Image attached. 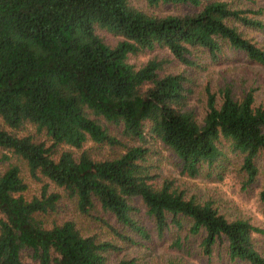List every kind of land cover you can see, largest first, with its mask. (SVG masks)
<instances>
[{
    "label": "trees",
    "instance_id": "16d2710c",
    "mask_svg": "<svg viewBox=\"0 0 264 264\" xmlns=\"http://www.w3.org/2000/svg\"><path fill=\"white\" fill-rule=\"evenodd\" d=\"M160 4L189 11L153 12ZM261 12L241 0H0V264H133V257L114 259L121 246L84 232L62 206L101 209L118 226L98 219L132 244L133 233L149 236L133 215L136 197L158 233L187 222L203 254L224 243L230 259L264 264L254 242L264 228L228 218L174 178L157 179L150 162L157 145L166 146L194 177L204 164L222 167L227 145L241 156L245 182L256 180L264 155L257 88L227 80L217 92L206 86L198 118L187 71L164 72L168 61L157 57L129 59L162 48L186 70H199L201 53L217 64L228 49L264 67V49L245 32L264 29L254 16ZM102 33L118 39L109 44ZM113 148L121 151L109 154ZM12 156L42 183L37 194H26ZM259 200L264 206V187Z\"/></svg>",
    "mask_w": 264,
    "mask_h": 264
},
{
    "label": "rangeland",
    "instance_id": "374dc122",
    "mask_svg": "<svg viewBox=\"0 0 264 264\" xmlns=\"http://www.w3.org/2000/svg\"><path fill=\"white\" fill-rule=\"evenodd\" d=\"M243 7L262 10L258 15H254L264 25V0H241ZM136 5L147 8L142 2ZM153 12L159 14H178L186 13L188 8L173 4H160L152 8ZM245 32L257 41V44L264 49V29H246ZM105 35L109 44L116 42L118 38ZM151 57L166 59L168 62L163 65L164 72H184L187 71L194 80L192 87L193 93L190 96L189 106L196 116L200 118L206 108L205 88L209 86L213 92H217L224 80L234 81L239 85H253L257 88L255 92L256 105L264 104V67L248 61L240 52H232L226 49V54L222 61L217 64L207 63V58L203 53L199 56V62L203 63L199 70L185 69L181 64L172 59L165 49L156 48L151 51L137 52L129 57L135 64H141ZM218 96V95H217ZM227 158L220 161L222 167L208 168L204 164L200 168V173L194 177L181 172L180 160L166 146L157 145V155L150 160L153 171L157 173V179L164 177L174 178L181 188L188 195H196L200 199H210L217 209L228 218H246L254 225L264 228V206L259 200V192L264 187V155L257 158L259 168L256 180L251 183L245 182V173L241 169V156L231 151L227 145L224 146ZM118 149V148H117ZM108 149L109 154L120 149ZM11 161L18 162L23 167L24 176L28 182L26 194H37L42 185L41 182L34 181L24 170L25 164L16 156H12ZM134 204L138 207L133 215L148 230V237H142L133 233L136 243L120 241L105 223L98 219L99 216L109 220L114 226H118L115 219L108 217L101 209L92 210L90 213H80L73 209L71 202L63 203V211L67 216H71L78 226L84 231L99 232L105 238L115 241L121 246V251L114 255V259L121 257L134 258L133 264H154L164 262L169 258H178L184 264H249L241 260L230 259L224 243L216 244L211 254H203L200 247V237L191 235L188 232V223H184V228L179 229L175 226L164 229L158 233L155 222L145 212L143 205L138 197L134 198ZM125 233H130L127 229H122ZM179 242L176 243L175 241ZM255 247L264 255V236L254 235Z\"/></svg>",
    "mask_w": 264,
    "mask_h": 264
}]
</instances>
